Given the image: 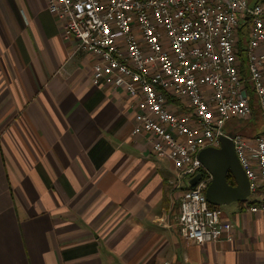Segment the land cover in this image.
Listing matches in <instances>:
<instances>
[{"label":"crops","instance_id":"crops-1","mask_svg":"<svg viewBox=\"0 0 264 264\" xmlns=\"http://www.w3.org/2000/svg\"><path fill=\"white\" fill-rule=\"evenodd\" d=\"M74 46L46 0H0V264H264L253 197L219 206L231 240L179 236L171 162L132 133L135 98L94 85L96 57Z\"/></svg>","mask_w":264,"mask_h":264},{"label":"built area","instance_id":"built-area-1","mask_svg":"<svg viewBox=\"0 0 264 264\" xmlns=\"http://www.w3.org/2000/svg\"><path fill=\"white\" fill-rule=\"evenodd\" d=\"M46 4L62 21L63 36L75 39L74 50L96 57L92 83L121 88L135 98L132 133L147 136L154 155L171 162L176 186L182 187L181 238L199 245L232 239V224L205 199L210 175L197 158L201 149L218 147L221 135H233L253 197L246 210L264 213V130L248 133L236 124L251 120V125L256 109L264 127V0ZM195 176L197 182L189 185Z\"/></svg>","mask_w":264,"mask_h":264},{"label":"water","instance_id":"water-1","mask_svg":"<svg viewBox=\"0 0 264 264\" xmlns=\"http://www.w3.org/2000/svg\"><path fill=\"white\" fill-rule=\"evenodd\" d=\"M231 133L221 135L218 147H205L197 158L210 175L204 188V196L209 205L219 207L230 202H243L249 196L248 180L234 152ZM230 177L232 182L227 181ZM198 180L195 176L189 181L193 186Z\"/></svg>","mask_w":264,"mask_h":264},{"label":"trees","instance_id":"trees-1","mask_svg":"<svg viewBox=\"0 0 264 264\" xmlns=\"http://www.w3.org/2000/svg\"><path fill=\"white\" fill-rule=\"evenodd\" d=\"M242 41V40H241ZM242 42H240V44H241ZM238 54H239V57H240V59H241V69L243 70L244 69V54H243V52H242V49L241 48H239V52H238ZM254 118H259V116H258V112L256 111V109L254 110V113H253V119ZM253 123V122H252ZM244 125H248L247 123L246 124H244ZM243 125V126H244ZM249 125H250V123H249ZM252 125V124H251ZM250 125V126H251ZM227 181L229 182V183H231L232 182V180H231V178L228 176L227 177ZM209 206H211V207H214V206H212V205H209Z\"/></svg>","mask_w":264,"mask_h":264},{"label":"rangeland","instance_id":"rangeland-1","mask_svg":"<svg viewBox=\"0 0 264 264\" xmlns=\"http://www.w3.org/2000/svg\"><path fill=\"white\" fill-rule=\"evenodd\" d=\"M251 121V120H250ZM250 121H243V120H240V121H238V122H236V124L238 123V124H241V125H244V124H248L249 125V123H250ZM254 122L258 125V122H256V120H254ZM234 123H235V121H234ZM255 125V124H254ZM261 125V126H260ZM257 128H256V131H258V130H262L264 127H263V125L262 124H260ZM231 126L229 125V128H230ZM239 128H240V130H242V131H244V132H247L248 130V128H245L244 126H239ZM252 196L251 195H249L246 199H250ZM220 207H223V206H220Z\"/></svg>","mask_w":264,"mask_h":264}]
</instances>
